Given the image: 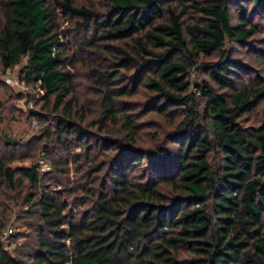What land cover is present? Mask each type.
<instances>
[{
  "label": "trees",
  "instance_id": "16d2710c",
  "mask_svg": "<svg viewBox=\"0 0 264 264\" xmlns=\"http://www.w3.org/2000/svg\"><path fill=\"white\" fill-rule=\"evenodd\" d=\"M245 1L250 17L264 18V0ZM239 2L0 0V68L25 60L20 81L38 87L56 113L26 144L1 140L0 264H264V119L244 123L264 103V83H239L247 66L226 49L260 29L231 23L229 4ZM189 12L197 18L186 27ZM59 20L83 38L72 41L74 56ZM100 43L106 70L88 72L94 87L80 90L95 96L98 130L118 125L123 134L90 145L75 71L78 55H97ZM214 55L200 64L207 77L191 83L188 66ZM140 88L153 94L150 112L179 117L174 147L137 145V123L121 100ZM72 145L81 149L70 157ZM38 160L50 170L41 173ZM12 215L25 232L7 237L8 251Z\"/></svg>",
  "mask_w": 264,
  "mask_h": 264
},
{
  "label": "rangeland",
  "instance_id": "374dc122",
  "mask_svg": "<svg viewBox=\"0 0 264 264\" xmlns=\"http://www.w3.org/2000/svg\"><path fill=\"white\" fill-rule=\"evenodd\" d=\"M239 1L240 9L233 4H229L231 23L236 24L241 20H248L251 24H255L260 29V32L247 40L243 46L228 44L226 49L230 52L232 58L240 60L245 66H247V71L241 73L242 75L240 74L241 78L238 80L239 83L250 82V80L264 83V18L259 16L250 17L254 8L251 5V2L245 0ZM96 6L98 13L102 15V13L105 12V7L101 4L99 5V3ZM196 18L197 14L189 12L183 18V25L186 27L192 25V22L195 21ZM58 25L61 26V29H64V32H69L68 39L70 44L67 47L69 50L68 55L74 56L75 52L73 53L74 46L72 41L77 37L76 39L78 40L79 46L83 43V38L81 35L70 30L73 28L70 22L59 20ZM89 29L91 31L92 27ZM87 41L89 42V38ZM98 48L99 49L96 50L97 55L77 54L80 61L76 64L77 69L75 71L77 73L75 84L77 83L78 85H76L78 104L84 105L86 110L84 116L86 117V120L81 123V128L88 133L86 141H88L90 145H93L94 136L113 139L118 135L123 134L121 126L118 125L116 127H110L106 132H104V130H98V123L94 118L97 114L95 110L96 106H94L95 96L92 92L86 94L80 90L83 89L85 85L91 89L94 87L95 82L92 83L87 79V76L89 77L87 74L88 72L94 70V72L97 73V71L103 72L106 70V58L110 59V57L106 56V44L100 43L98 44ZM217 58V55L209 58L199 56L193 66H188V80L191 83H199L205 79L207 76L205 75L204 70L200 68V64L208 63ZM24 64L25 60H23L18 66L6 71H2L0 68V116L2 119L0 121V152L5 150L4 144L1 141L4 138L18 144H26L32 138L41 136L43 128L45 126L50 127L51 121L55 119L56 113L53 111L51 112L42 105L43 94L41 90L38 87H32L31 85H27L20 81V70ZM121 80L123 79L120 77V79L116 81L117 86L119 87L121 85H126V82H121ZM152 97L153 94L140 88L137 91V94L124 98L121 101L126 103V108L130 109L127 113H131L134 117L132 120L135 119L134 121L137 123V145L148 150H154L156 147H166V149H170L174 146L169 142L171 139L169 135L171 134L175 123L179 121V117L177 115L165 116L150 112L147 108V104L150 103ZM198 105L201 109L203 103L198 101ZM263 119L264 103L254 108L247 116H244V123L256 127L263 121ZM83 146L84 145H82V148ZM71 149L73 150L70 157L81 148L72 145ZM36 163L39 165V171L41 173H46L50 170L48 163L39 160ZM68 164L69 166H72L70 163ZM20 165L29 166L30 162L25 161L23 163H13L11 169H16ZM70 171V177H73L74 172L72 169ZM3 201L5 200L3 199ZM1 210H3V207H1ZM15 224L14 215H12L11 218L9 216L6 229H10L12 233L25 232L24 227H19ZM182 257L188 259L186 254H183Z\"/></svg>",
  "mask_w": 264,
  "mask_h": 264
},
{
  "label": "built area",
  "instance_id": "2783aa9c",
  "mask_svg": "<svg viewBox=\"0 0 264 264\" xmlns=\"http://www.w3.org/2000/svg\"><path fill=\"white\" fill-rule=\"evenodd\" d=\"M12 234V231H10V229H6L4 232H3V239L4 240V247L6 250L8 251H11L12 248H13V245H11L8 241H7V237Z\"/></svg>",
  "mask_w": 264,
  "mask_h": 264
}]
</instances>
